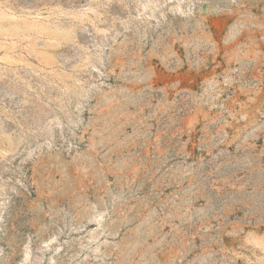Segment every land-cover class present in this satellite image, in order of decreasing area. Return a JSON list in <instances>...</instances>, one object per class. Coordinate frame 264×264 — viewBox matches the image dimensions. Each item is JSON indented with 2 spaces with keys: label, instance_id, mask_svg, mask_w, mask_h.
Here are the masks:
<instances>
[{
  "label": "rangeland",
  "instance_id": "obj_1",
  "mask_svg": "<svg viewBox=\"0 0 264 264\" xmlns=\"http://www.w3.org/2000/svg\"><path fill=\"white\" fill-rule=\"evenodd\" d=\"M0 264H264V0H0Z\"/></svg>",
  "mask_w": 264,
  "mask_h": 264
}]
</instances>
